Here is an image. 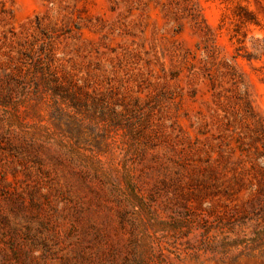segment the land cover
<instances>
[{
    "label": "rangeland",
    "instance_id": "374dc122",
    "mask_svg": "<svg viewBox=\"0 0 264 264\" xmlns=\"http://www.w3.org/2000/svg\"><path fill=\"white\" fill-rule=\"evenodd\" d=\"M231 227L264 237V0H0V264H264L203 251Z\"/></svg>",
    "mask_w": 264,
    "mask_h": 264
},
{
    "label": "trees",
    "instance_id": "16d2710c",
    "mask_svg": "<svg viewBox=\"0 0 264 264\" xmlns=\"http://www.w3.org/2000/svg\"><path fill=\"white\" fill-rule=\"evenodd\" d=\"M40 77H42L45 87H51V82H53L54 87H56V79L54 76L47 70V67L43 66L40 70ZM38 88V87H36ZM53 94H57L56 90L53 88ZM229 232H236L237 236L229 239L228 235L225 237V242L221 245L207 246L203 249L204 252H210L212 254H222L226 255L233 250H237V254H251L253 250L259 247L263 242V236H248L246 233H243V230H235L234 227L229 228ZM198 249L194 253H196Z\"/></svg>",
    "mask_w": 264,
    "mask_h": 264
}]
</instances>
